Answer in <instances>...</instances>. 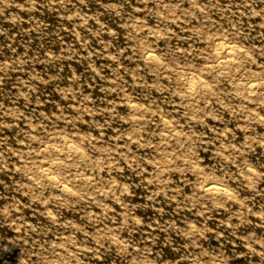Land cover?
Instances as JSON below:
<instances>
[{"label":"clouds","instance_id":"9594fccd","mask_svg":"<svg viewBox=\"0 0 264 264\" xmlns=\"http://www.w3.org/2000/svg\"><path fill=\"white\" fill-rule=\"evenodd\" d=\"M0 264H264V0H0Z\"/></svg>","mask_w":264,"mask_h":264}]
</instances>
